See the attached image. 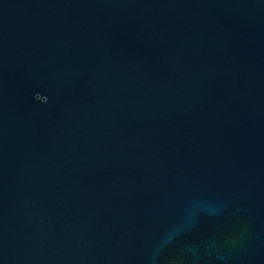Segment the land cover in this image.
Wrapping results in <instances>:
<instances>
[{
    "label": "water",
    "instance_id": "obj_1",
    "mask_svg": "<svg viewBox=\"0 0 264 264\" xmlns=\"http://www.w3.org/2000/svg\"><path fill=\"white\" fill-rule=\"evenodd\" d=\"M0 264H264V0H0Z\"/></svg>",
    "mask_w": 264,
    "mask_h": 264
}]
</instances>
